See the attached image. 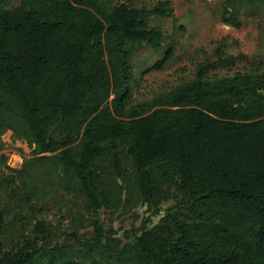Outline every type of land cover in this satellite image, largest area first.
<instances>
[{
  "label": "trees",
  "instance_id": "trees-1",
  "mask_svg": "<svg viewBox=\"0 0 264 264\" xmlns=\"http://www.w3.org/2000/svg\"><path fill=\"white\" fill-rule=\"evenodd\" d=\"M8 1L0 0V136L11 131L31 147L27 170L47 163L74 178L96 217L74 260L45 245L42 221L34 237L7 247L0 211V264H264V71L210 82L209 70L234 58L217 49L160 107L128 106L135 52L150 47L159 69L173 56L174 40L164 45L150 21L173 15L169 0ZM259 3L223 0L222 21L238 28L241 9ZM4 180L14 191L13 177ZM16 197L21 212L31 198ZM115 199L150 213L125 242L98 216Z\"/></svg>",
  "mask_w": 264,
  "mask_h": 264
},
{
  "label": "rangeland",
  "instance_id": "rangeland-1",
  "mask_svg": "<svg viewBox=\"0 0 264 264\" xmlns=\"http://www.w3.org/2000/svg\"><path fill=\"white\" fill-rule=\"evenodd\" d=\"M20 0H9L6 7ZM109 3H130L138 7H150L157 0H107ZM173 15L167 18L152 17L151 23L159 26L167 35L164 45L174 40V53L164 67L154 68L155 52L147 45L141 46L133 55L136 65L128 106L143 104L145 108L160 107V102L182 84L195 78L197 65L217 57L216 50L224 56L232 55L233 61L209 70L207 80L215 82L231 78L237 73L259 74L264 71V4L255 7L245 5L240 12V27L222 21L223 0H169ZM148 68L147 71L144 69ZM152 67V68H151ZM5 159L2 160L1 156ZM31 147L22 139L15 138L11 131L0 136V211L5 214L3 239L7 247L22 236L34 237L33 226L42 221L49 229L45 245L67 252L74 260L83 249L82 243L94 235L91 221L96 215L85 208L77 181L63 175L61 168L35 165L27 170L25 162L33 159ZM14 169L11 170V169ZM24 169L26 173L16 172ZM28 174V175H26ZM13 177L16 188L10 191L5 177ZM16 198L28 194L31 201L20 205ZM122 195V200L124 199ZM174 201L163 202L160 215L152 216L156 223ZM100 223L106 234L121 242L128 241L127 231L142 226L150 213L146 205L139 203L112 204L98 211ZM39 237V236H38ZM42 243V240H40Z\"/></svg>",
  "mask_w": 264,
  "mask_h": 264
}]
</instances>
